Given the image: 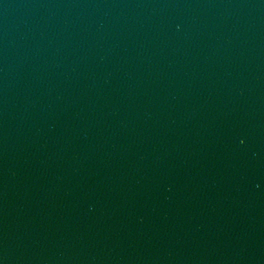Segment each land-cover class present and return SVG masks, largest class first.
<instances>
[{"label":"water","instance_id":"95a60500","mask_svg":"<svg viewBox=\"0 0 264 264\" xmlns=\"http://www.w3.org/2000/svg\"><path fill=\"white\" fill-rule=\"evenodd\" d=\"M0 264H264V0H0Z\"/></svg>","mask_w":264,"mask_h":264}]
</instances>
